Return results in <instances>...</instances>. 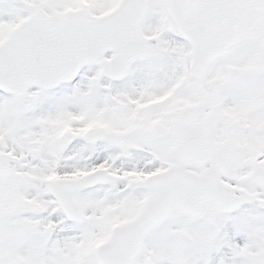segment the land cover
Listing matches in <instances>:
<instances>
[{
    "label": "snow or ice",
    "instance_id": "snow-or-ice-1",
    "mask_svg": "<svg viewBox=\"0 0 264 264\" xmlns=\"http://www.w3.org/2000/svg\"><path fill=\"white\" fill-rule=\"evenodd\" d=\"M0 264H264V0H0Z\"/></svg>",
    "mask_w": 264,
    "mask_h": 264
}]
</instances>
